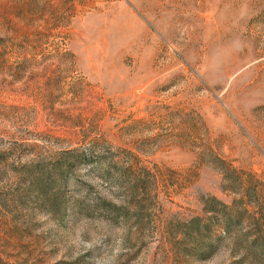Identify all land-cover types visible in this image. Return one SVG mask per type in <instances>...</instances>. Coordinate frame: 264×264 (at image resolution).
Here are the masks:
<instances>
[{
	"label": "rangeland",
	"instance_id": "1",
	"mask_svg": "<svg viewBox=\"0 0 264 264\" xmlns=\"http://www.w3.org/2000/svg\"><path fill=\"white\" fill-rule=\"evenodd\" d=\"M0 264H264V0H0Z\"/></svg>",
	"mask_w": 264,
	"mask_h": 264
},
{
	"label": "trees",
	"instance_id": "2",
	"mask_svg": "<svg viewBox=\"0 0 264 264\" xmlns=\"http://www.w3.org/2000/svg\"><path fill=\"white\" fill-rule=\"evenodd\" d=\"M45 174V175H43ZM35 182V186L37 188V200H39V203L41 206L47 208V209H53V210H59L60 206L62 203H59V198L57 196L58 191L62 188L63 185L67 183L66 179L62 175V171L58 170L54 173H43ZM55 174V178L54 175ZM61 174V175H58ZM54 188L57 190H54ZM62 209V208H61ZM62 212V211H61ZM206 213H211L213 212L209 208L205 209ZM200 220L199 219H193L190 221L191 227L194 229L198 230V234L200 236V230H199V225H200ZM229 228V225L228 227ZM213 243L208 245L205 249L204 252H208L212 249Z\"/></svg>",
	"mask_w": 264,
	"mask_h": 264
}]
</instances>
